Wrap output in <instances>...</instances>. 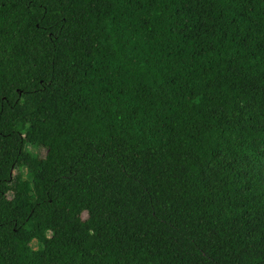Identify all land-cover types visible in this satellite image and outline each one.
Segmentation results:
<instances>
[{
	"label": "trees",
	"instance_id": "trees-1",
	"mask_svg": "<svg viewBox=\"0 0 264 264\" xmlns=\"http://www.w3.org/2000/svg\"><path fill=\"white\" fill-rule=\"evenodd\" d=\"M0 264H264V0H0Z\"/></svg>",
	"mask_w": 264,
	"mask_h": 264
},
{
	"label": "rangeland",
	"instance_id": "rangeland-1",
	"mask_svg": "<svg viewBox=\"0 0 264 264\" xmlns=\"http://www.w3.org/2000/svg\"><path fill=\"white\" fill-rule=\"evenodd\" d=\"M33 151L36 152V153H38V150H33ZM40 154H41L42 156H45V151H41Z\"/></svg>",
	"mask_w": 264,
	"mask_h": 264
}]
</instances>
